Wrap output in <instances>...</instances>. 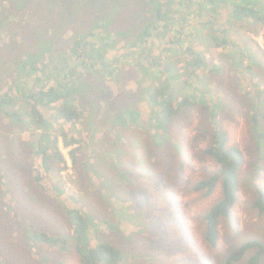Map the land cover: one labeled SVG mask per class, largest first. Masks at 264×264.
Instances as JSON below:
<instances>
[{
	"label": "rangeland",
	"instance_id": "rangeland-1",
	"mask_svg": "<svg viewBox=\"0 0 264 264\" xmlns=\"http://www.w3.org/2000/svg\"><path fill=\"white\" fill-rule=\"evenodd\" d=\"M76 1L75 15H70L74 22L62 30L60 25L65 22L61 18L70 13V7L60 11L59 1L0 0V98H12L11 103L5 101V111L14 109L22 117L19 121L0 112V264H82L76 254L78 239L71 215L78 210L93 216L87 222L92 245L103 243L121 251L114 264H227L230 254L244 242H264V216L254 207L256 187L264 193V140L256 136L251 122L256 114H264V26L230 17L232 7L221 6L217 0L213 3L218 28L226 32H213L218 19L213 26L206 23L211 15L204 5L210 0H191L201 3L194 8L190 4L181 7L184 0H131V9H137L138 16L145 10L154 27L165 25L169 18L176 31L185 30L184 36H175L173 29L163 28L147 40L152 56L161 57L164 52L173 58L153 68L144 69L146 64L141 63L134 69V59L125 55L127 40L114 39L113 46L107 39L114 49L105 53L104 63L111 68L98 75L86 74V85L79 86L80 90L90 88L93 99L87 91L73 97L71 109L78 114L83 110L84 118H59L61 109L69 107L59 101L37 105L44 118L40 123L31 114L36 101L20 94L22 83L28 82L32 91L38 78L46 90L59 86L41 72L36 76L25 73L22 64L45 32L71 42L76 26L83 27L86 1L97 8L92 12V25L107 3ZM144 1L147 6L141 4ZM76 7H80V16H76ZM160 8L166 11L162 19L155 17ZM55 21L61 24L54 25ZM115 32L119 30H113V36ZM201 32L212 34L214 43L201 40ZM170 38L183 42L166 45ZM225 38L228 46L222 44ZM93 41L101 45L98 38ZM43 45L49 47L48 42ZM190 50L198 51L195 55L203 60L194 80L198 90L189 89L193 88L187 74L192 68ZM119 56L123 58L113 63ZM82 65L81 59H69V71L77 67L84 74ZM167 66L180 73L179 80L171 78L173 72H167ZM147 75L155 76L152 88L140 90ZM183 80L189 82L184 90ZM76 81L82 82V76ZM153 82L160 88H153ZM185 96L192 103L174 117L171 132L159 131L157 126L166 123L159 119L158 124L153 110L163 111L164 105L153 100L172 99L179 105ZM216 128L226 131L230 146L243 151L245 164L240 171L238 201L230 216L221 219L218 246L213 249L205 241L204 216L221 197L222 185L211 197L194 191L193 186L219 171V164L206 154ZM64 134L78 143L65 146ZM54 138L59 140L65 163L50 156ZM75 148L77 163L71 155ZM36 233L67 245L38 241L37 246ZM253 253L239 264H250Z\"/></svg>",
	"mask_w": 264,
	"mask_h": 264
},
{
	"label": "trees",
	"instance_id": "trees-1",
	"mask_svg": "<svg viewBox=\"0 0 264 264\" xmlns=\"http://www.w3.org/2000/svg\"><path fill=\"white\" fill-rule=\"evenodd\" d=\"M58 1L62 4H58L60 6V11H62L64 7H70V13H67L64 18H61V21H64L65 24L63 23L62 25H60L61 23L57 24V21L54 22V25H60L61 29L63 30L68 25H72V23L74 22V19L70 17V15H75L72 10L76 5H78L79 1L77 2L76 0H69V6H65V3L68 0H49L50 3H56ZM105 1L107 3L100 7L101 14L100 16H98L99 18L95 20L96 23L94 25L91 24V22L94 21L92 20V16L94 13L92 12L97 8L94 4L91 6L90 3L86 1L85 9L82 7L83 15H85L83 27L79 28L78 26H76L74 32L75 34L72 36V40H70L71 42H66L61 39L55 38L54 34L47 35V32H45L46 35L44 36L42 41L37 44V47L33 50V52H30L28 54L27 63L22 64L25 73L29 72V74H33V76H36L38 72H41V74L48 81H52L53 83L55 82L57 83L56 86H59L56 89L53 86H50V88L46 90V85L42 84L43 80H40V78H38L35 83L36 89H33L32 91L29 89L30 87L28 82H26V84L22 83L24 87H22L23 90L20 91V94H23L28 99L36 101V104L32 106L33 108L31 109V114L38 117V121L40 123L44 122V118L43 114L39 112L37 105H49L55 102L59 103V101H63L67 106L69 105L67 109H61L59 118L66 119L67 121L72 119L84 118L82 112L83 110H81V114H78L79 112L71 109L72 106H74L73 97L76 93L87 91L86 95L89 97V99H93L90 88L85 87L80 90L79 86L83 83L86 85L87 82L84 80V76L86 74L95 73V75H98V73L105 72L106 70L111 68V64H105L104 59L105 53L114 49V39H116L115 42H117L118 40H127L125 45V55H131L134 59V69H136L137 66L141 65V63L146 64V66H144V69H148L153 68L157 62L164 63L165 61L173 58V56H171L170 54L165 55L164 52L163 56L161 57L152 56L153 48L148 46L146 43L149 38L153 37V31L162 30L164 28L166 29V31L172 32L173 29L175 36L185 35V30L182 29L181 31H176V28L174 26L172 27V19L169 18L166 20L165 25L161 27H154L152 21L150 20L151 17L146 16L145 10L140 16H138L137 9H131V0ZM214 1L215 0H210V4L204 5V7L207 9L208 16L211 15L209 17L210 19H207L206 23L213 26L214 21L218 19L213 32H216L217 29L224 32L225 29L222 30L218 28L219 15L214 9ZM217 1L221 3V6L228 5L229 7H232L230 8L229 16L231 15L239 19L247 20L250 24H260L264 26V2L262 3L260 0ZM238 1H240V3H238ZM141 4L147 6L145 4V1ZM181 4V7L190 4V6L194 8L195 5H200L201 3L197 2L196 4H192L191 0H184ZM38 5L41 7V2H38ZM49 5L54 8L53 5ZM79 9L80 7H76L74 9L76 12V16H80ZM168 9L169 8H167L166 10ZM165 12L166 11L162 12L160 8L158 10V14H156L155 17H159V19H162V13ZM175 15L176 14L173 12L172 17L175 18ZM161 22L164 21L162 20ZM86 24H88V26ZM113 30H119V33L115 32V35L113 36ZM132 36H135V39H132L133 41H131ZM200 37L203 41H211L212 43H214L212 34L201 32ZM93 38H98V41L101 42V45H96V42L93 41ZM107 39L111 40L113 46L105 42V40ZM180 39L177 41L173 38H170L168 40V44L166 45L174 44V42L177 44H181L183 40ZM45 42L49 43V47L47 45H43ZM228 43L229 41H227L226 38L222 42V44L225 46H228ZM129 48H134L136 51H130ZM178 50H182L183 52V49L181 48H178ZM34 51H36L37 53H35ZM190 52L192 56L189 61H192V68L187 72V74H190L189 77L190 80H192L191 84L193 88H189V82L183 80V90L185 88L198 90L197 87H195L194 80L197 81V78L199 77L197 69L201 67L203 60L198 57V55H195L198 51L190 50ZM49 55H51V59H47ZM71 58L82 60L83 65L80 69L84 71V74L79 72L77 67L69 71L68 63L69 59ZM122 58L123 56H119V58H116L113 63H118ZM27 65H29V70ZM250 67L251 66L248 65L247 69H249ZM166 71L171 73L173 72L171 78H174L175 80L180 79V73L175 71L174 68L172 69L167 66ZM81 76L83 81L78 83L76 80L80 81ZM151 79L155 81V76L147 75L143 79V84H139L140 90L151 89L152 87H149L151 84ZM154 83L155 82H153L151 85L153 86V88H160L156 87ZM169 84L170 83L166 81V90L171 88ZM190 95H192V93ZM10 100H12V98H10L9 96L0 98V112H5L6 115L12 119H17L19 121L22 120V117L16 110L9 109L8 111H5L7 109L5 101L11 103ZM153 101L164 105L163 111H157L156 109L153 110L154 116L157 117V123L159 119L166 123L165 126H157L161 128V130L159 131H161L162 133H164V130H162V128L166 129L168 133H170L174 117H177L176 115L178 113L180 114V112L185 109L183 108V106L185 107L192 103V100L188 96L182 98L179 105H176L175 102L172 101V99L171 101H168L167 99V101L159 102L157 97L156 101L155 99ZM189 109L190 107L186 110ZM156 112H158L157 115H155ZM261 117L262 119H264V114L258 113L256 114L255 119H251V122L255 123L254 126H252V129L254 130L256 136L259 139L264 140V124H261L259 121V118ZM64 138L65 146L67 147H71L78 143L77 140H68L66 134H64ZM51 142L53 141L51 140ZM228 142L229 140L226 131L220 128H216V131L213 135V145L207 149L206 154L211 156V158H213L219 164V171L216 174L211 175V177L209 176V178L206 177L193 186L194 191L203 193L206 197H211L217 187L220 186V184L222 185L221 197L204 216L206 225L205 241L213 249H216V247L218 246L221 219L230 216L233 208L238 201V193L240 191L241 185L240 171L245 164L243 151L237 147L230 146ZM53 143L54 150L50 154V156L52 158H55V160H57L59 164L62 162L65 163L66 159L64 154L60 151L58 138H54ZM77 149L78 148H75L71 152L75 163H77ZM47 157V155L44 156L45 159H47ZM45 168L48 171L49 167ZM256 194L257 200L254 204V207L257 211H259L261 215L264 216V193L258 187H256ZM71 215L73 217L74 223L76 224L75 233L78 239V243L75 245V249L77 250L76 254L80 258L82 264H114L119 262L122 254L119 249L103 243L94 246L89 242V240L91 239L88 236L87 222L88 219H93V216L83 215L79 210L78 213L74 216L73 214ZM38 241H42L43 244H48V246H57L61 242L67 245V243L63 242L61 239L53 238L42 233H36L35 243L37 246H39ZM66 245H64V249H67ZM251 252L254 253L250 256L249 263L261 264L264 257V242L258 239L244 242L237 251H234L230 254L226 263L239 264L244 259V257L247 258V256Z\"/></svg>",
	"mask_w": 264,
	"mask_h": 264
}]
</instances>
